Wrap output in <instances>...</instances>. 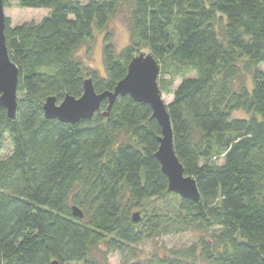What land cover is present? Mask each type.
I'll use <instances>...</instances> for the list:
<instances>
[{
	"label": "trees",
	"instance_id": "16d2710c",
	"mask_svg": "<svg viewBox=\"0 0 264 264\" xmlns=\"http://www.w3.org/2000/svg\"><path fill=\"white\" fill-rule=\"evenodd\" d=\"M16 2L48 14L15 26L5 18L18 77L15 117L0 106V264H95L88 256L101 244L123 253L188 231L201 234L190 246L123 264H264V0ZM122 6L130 41L117 51L105 30ZM94 31H105L103 74L76 57ZM142 47L159 65L194 72L168 90L167 111L198 202L168 191L148 105L125 95L106 116L107 100L74 124L44 116L47 97H80L86 77L96 92L113 90ZM135 210L145 213L136 221Z\"/></svg>",
	"mask_w": 264,
	"mask_h": 264
},
{
	"label": "water",
	"instance_id": "95a60500",
	"mask_svg": "<svg viewBox=\"0 0 264 264\" xmlns=\"http://www.w3.org/2000/svg\"><path fill=\"white\" fill-rule=\"evenodd\" d=\"M5 18L3 1L0 0V106L4 107L7 116L13 119L17 107L18 68L8 55L4 32ZM158 75L159 64L152 54L140 51L131 58L124 77L115 84L113 90L96 92L92 78L86 77L83 80L80 97L66 95L62 101L57 102L55 97L49 96L43 103V113L46 118L74 124L92 118L94 113L100 110L103 100L108 102L106 111L103 112L106 116L118 96L129 95L134 101L148 105L152 117L160 127L158 148L154 156L167 178L168 191L177 193L184 199L198 202L200 196L195 179L184 173L174 151L170 117L158 86ZM72 214L83 218V212L76 206L72 207ZM132 217L136 221L138 214L135 213ZM50 264L59 263L53 260Z\"/></svg>",
	"mask_w": 264,
	"mask_h": 264
},
{
	"label": "rangeland",
	"instance_id": "374dc122",
	"mask_svg": "<svg viewBox=\"0 0 264 264\" xmlns=\"http://www.w3.org/2000/svg\"><path fill=\"white\" fill-rule=\"evenodd\" d=\"M3 12L5 17L10 19V25L15 26L23 23L38 22L43 17L47 16L48 9L45 8H20L16 0H10L8 5H3ZM129 9L127 6H122L117 14L112 17L108 23L105 31H110L112 40L117 51L126 46L130 41V28L128 24ZM105 31H94L93 37L84 42L76 52L77 59L81 62L84 70L90 72L97 71L100 74L104 73V66L102 60L103 35ZM142 52L148 53L145 47L141 48ZM158 86L161 91L162 98L165 104L171 101L172 90L179 82L180 73L187 76H193L194 72L186 68L168 67L166 64L159 65ZM264 70V65H260ZM169 71V74L163 73ZM175 75V76H174ZM174 77V80H172ZM233 117L243 118L246 115L242 111L232 113ZM6 144V143H5ZM7 146V147H6ZM4 152L8 151V144H6ZM139 217L144 216V212L135 210ZM144 213V214H143ZM197 231H188L179 234H171L162 237H153L147 239L137 245H131L127 251L123 253L113 252L106 253L105 247L101 244L93 248L88 256V260L95 264H123L125 262L134 261L135 259L143 260L150 258L152 255L167 254L170 249L186 248L193 242H196L200 237ZM65 264H88L86 262H69Z\"/></svg>",
	"mask_w": 264,
	"mask_h": 264
}]
</instances>
